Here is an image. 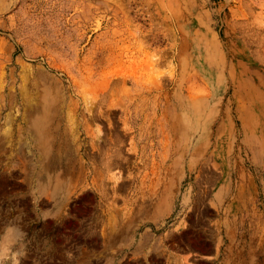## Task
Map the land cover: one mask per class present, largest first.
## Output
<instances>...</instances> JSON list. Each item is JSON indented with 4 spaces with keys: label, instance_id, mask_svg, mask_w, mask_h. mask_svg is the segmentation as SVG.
Segmentation results:
<instances>
[{
    "label": "rangeland",
    "instance_id": "rangeland-1",
    "mask_svg": "<svg viewBox=\"0 0 264 264\" xmlns=\"http://www.w3.org/2000/svg\"><path fill=\"white\" fill-rule=\"evenodd\" d=\"M0 264H264V0H0Z\"/></svg>",
    "mask_w": 264,
    "mask_h": 264
},
{
    "label": "bare ground",
    "instance_id": "bare-ground-1",
    "mask_svg": "<svg viewBox=\"0 0 264 264\" xmlns=\"http://www.w3.org/2000/svg\"><path fill=\"white\" fill-rule=\"evenodd\" d=\"M159 99V98H158Z\"/></svg>",
    "mask_w": 264,
    "mask_h": 264
}]
</instances>
